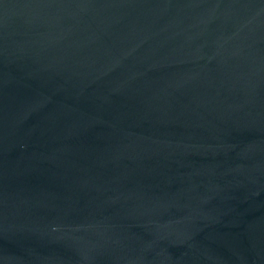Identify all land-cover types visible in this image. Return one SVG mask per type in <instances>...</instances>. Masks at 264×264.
<instances>
[{
    "label": "water",
    "instance_id": "obj_1",
    "mask_svg": "<svg viewBox=\"0 0 264 264\" xmlns=\"http://www.w3.org/2000/svg\"><path fill=\"white\" fill-rule=\"evenodd\" d=\"M0 264H264V0H0Z\"/></svg>",
    "mask_w": 264,
    "mask_h": 264
}]
</instances>
